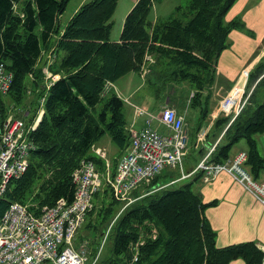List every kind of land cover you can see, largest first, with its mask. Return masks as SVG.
Returning <instances> with one entry per match:
<instances>
[{
  "label": "trees",
  "instance_id": "trees-1",
  "mask_svg": "<svg viewBox=\"0 0 264 264\" xmlns=\"http://www.w3.org/2000/svg\"><path fill=\"white\" fill-rule=\"evenodd\" d=\"M69 1L0 0V61L13 73L8 94L0 92L3 118L8 113L6 96L22 103L29 75H34L36 85L43 81V66L37 65L44 48L49 51L54 47L56 57L50 70L61 75L48 90L45 114L32 133L36 146L29 166L10 181L0 198V215L16 201L39 206L54 205L61 197L72 201V174L81 159H92L99 169L106 167L104 159L90 153L92 145L106 132L120 154L125 152L130 143L125 101L114 90L105 98L107 81L115 82L131 71L141 73L146 65L147 76L191 82L196 87L192 97L195 105L200 94L209 92L214 83L218 58L229 45L230 32L242 24L239 17L229 22L225 19L236 0H188L185 6H177V10H183L180 15L157 17L156 21L149 15L157 0H137L125 17L120 41L115 42L111 39V19L118 0L85 2L61 33L59 17ZM20 2L21 10L16 12ZM39 27L40 34L36 31ZM148 55L153 62L146 59ZM253 86L248 102L232 123L228 126L232 116L219 115L206 135L207 144L198 146L197 134L209 114L208 108L201 106L192 130L191 149L204 157L221 136L211 161L224 162L231 157L234 145L245 140V167L259 180L264 175V156L256 135L264 132V93L261 103L257 94L264 87V57L249 72L246 91ZM117 165L118 160L113 175ZM159 178H154L153 187ZM134 192L139 197L138 191ZM103 193L97 216L85 224L87 234L80 235L92 239V258L98 252L106 221L117 216L119 209L113 216L117 205L122 207L110 187H105ZM207 205L192 183L144 195L116 218L109 235L111 255L99 264H229L236 258H243L246 264H262L264 252L255 241L217 246V234L205 215ZM136 243L138 259L133 262Z\"/></svg>",
  "mask_w": 264,
  "mask_h": 264
},
{
  "label": "built area",
  "instance_id": "built-area-1",
  "mask_svg": "<svg viewBox=\"0 0 264 264\" xmlns=\"http://www.w3.org/2000/svg\"><path fill=\"white\" fill-rule=\"evenodd\" d=\"M51 54L53 55V52ZM57 77L48 68L45 69V81L42 85L45 92L41 97L39 111L33 117L25 119L8 114L3 118L0 113V198L6 192L10 181L20 177L29 166L30 154L36 146L32 133L43 118L45 113L43 106L48 90ZM12 80V71L7 68L5 62L0 61V92L3 95L8 94ZM110 86L113 84L108 81L106 88ZM239 93L240 97L235 100L231 109L227 107L230 95L222 102V111L225 114H234L231 122L247 103L252 89L246 94L244 101H242L244 85ZM143 114L145 110H136V116ZM156 117L165 124L167 133H161L151 126V119ZM185 125V116L178 114L174 107L166 106L159 115L149 114L147 125L142 129L134 127L130 129V143L119 159L116 174L112 175V178L108 177L114 197L119 201H125L123 210L136 200L131 196L135 190L142 184H149L167 167L180 168L182 178L192 174H186L183 169L190 141ZM199 140H204L203 132ZM215 146L216 144L209 148L195 171L202 170L205 180L215 178L221 171H227L264 204V178L257 180L246 169L247 151H240L224 162H213L211 154ZM93 151L98 156L106 158L107 153L103 148L93 146ZM107 165L109 166V162ZM72 176L75 186L72 201L61 197L51 206L16 201L0 215V264L97 263L103 245L91 260L89 242L83 240L78 244L77 238L80 227L94 208L95 194L104 184L103 175L95 161L83 158ZM175 182L176 180H173L171 183ZM165 186L153 187L146 194ZM112 224L105 231L103 244L110 234ZM137 259L136 255L134 260Z\"/></svg>",
  "mask_w": 264,
  "mask_h": 264
},
{
  "label": "crops",
  "instance_id": "crops-1",
  "mask_svg": "<svg viewBox=\"0 0 264 264\" xmlns=\"http://www.w3.org/2000/svg\"><path fill=\"white\" fill-rule=\"evenodd\" d=\"M83 3H85V0H82L80 5L75 9V12ZM74 13L71 15L70 19L72 18ZM241 14L248 26V29L252 31V34H242L241 31L239 32V30L236 29H233L229 34V37L231 36L233 38L234 44L232 48L226 47L222 51L216 65L217 71L214 83L211 86L209 92L203 91L207 92V98L209 95L210 100L213 99L214 103L213 109L211 110V112H209L207 118L201 126L200 131L197 134L195 144H198V146L201 145L199 143H202V146L206 145L209 141L207 140L206 135L211 130L212 125L217 117L223 114L222 102L227 96L230 95L231 99L227 107L228 109H231V107L235 104V100L240 97L239 92L242 88V85H240V83L244 81V77H246L245 80H247L249 72L260 61V59L264 57V0H236L227 12L225 19L230 21L234 17ZM59 28L61 29L60 26ZM64 28L61 29V32L64 30ZM254 33L255 35H258V39H255ZM115 40L117 39H114L113 41ZM51 52H53V55L51 54ZM51 52L48 50H43L42 55H45L41 57L42 59H40L41 61L39 60L37 66H44V69H47V67L50 68L51 63L56 57L54 48L51 49ZM146 59L149 62L154 61L150 55H148ZM148 70L149 68L145 65L143 67L141 75L147 76ZM51 73L53 72L51 71ZM53 75H57V79H59L61 76L59 73H53ZM112 84L113 86L106 88V91L111 92L116 88L118 91V95L121 98L123 96V92L128 94L125 97L126 102L134 107L135 117H132L131 121L127 122L129 131L132 127L138 130L145 127L147 125L149 114L159 115L166 106L174 107L178 114H182L185 116V119L188 115L187 120L185 121V127L190 136V144L185 154L187 168H185L184 164L183 169L186 174L193 173L203 158L202 156L200 157L197 153L193 154L191 149L192 130L197 125L199 118L198 113H190L188 110H186L188 107L179 104L177 101H171L170 98L166 100L161 99V101L156 102L145 101L144 99L142 101L144 105H139L131 102L128 99V96L134 95L135 93H137V91L144 87L142 84H139L136 76L133 74V71L123 75L115 82H112ZM41 88L43 89L42 86ZM213 91L215 92L214 98L212 95ZM194 93V91H192L191 93L192 96L190 99V105H194L192 104V97L194 96ZM137 109L145 110V114L136 116ZM150 124L161 133L168 132L165 124L161 120H159L158 117L151 119ZM137 125L139 126L137 127ZM202 132L204 133V140L200 142L199 137ZM256 139L258 142L259 151L261 155L264 156V132L257 134ZM93 146L102 148L101 146H98V142L92 145L91 149H93ZM198 146L196 148H198ZM103 149L106 151L105 148ZM245 150H247L246 141L243 143L238 142L232 148L230 158L236 155L239 151ZM92 154L98 156L94 151H92ZM122 155H119L118 160ZM108 162V159L105 160V163ZM201 171L202 170L195 171L190 176L183 178V181L192 183V188L200 194L203 202L208 204L205 209V215L211 227L217 234V246L224 247L227 245L242 243L246 241H255L264 252V204L257 200L251 192L246 190L233 177V175H231L227 171L219 172L215 178L210 180L203 179ZM180 176L181 175L173 176L172 173H166L163 171V173L160 175L158 185L167 184L173 179ZM263 177L264 175L262 176V178ZM229 264L246 263L243 258H236ZM262 264H264V260Z\"/></svg>",
  "mask_w": 264,
  "mask_h": 264
},
{
  "label": "rangeland",
  "instance_id": "rangeland-1",
  "mask_svg": "<svg viewBox=\"0 0 264 264\" xmlns=\"http://www.w3.org/2000/svg\"><path fill=\"white\" fill-rule=\"evenodd\" d=\"M88 1H91V0H85V2H88ZM136 1L137 0H118L116 10H115V12L112 16V19H111V22L113 23L111 39L112 40L117 39V40H115V42L120 41L119 38L121 35V31H122V27L124 24L125 17L128 14V12L132 9V7L136 3ZM81 2H82V0H70L69 1L66 11L59 17V26L61 27V29H63L67 25L71 15L75 12V9L80 5ZM187 2H188V0H160V1L157 0L153 4V8L151 10L149 18H150V20L153 21V20H156L157 17L168 18V17H174L177 15H180V13L183 12V10L182 9L177 10V6H179V5L185 6L187 4ZM21 6H22L21 3L17 4V8H15V11L20 12ZM238 17H239L238 20H240L242 24L236 30H239V32L241 31L242 34H244V33L252 34V31L250 29H248V26H247L245 20L243 19L242 14L234 17L233 19H236ZM226 22H229V21L226 19ZM36 31L38 34H40L41 33L40 27L37 28ZM54 36L56 38L58 37L56 35H54ZM254 36H255V39L258 37V35H255V33H254ZM228 43H230L228 48L229 47L232 48V46L234 44V40L231 36L229 37ZM46 49L47 48H44V51H46ZM49 51L51 52V50H49ZM43 55H45V54H43ZM47 68L51 72L50 68L49 67H47ZM43 73H45L44 66H43ZM133 74L136 76L139 84H142L144 86L142 89L137 91V93H135L134 95L128 96V99L135 104L144 105V103L142 102L144 99H145V101L156 102V101H161V99L166 100V99L170 98L171 101H177L179 104L185 105V107H188L186 110H188L190 113L197 112L198 116L201 114V106L208 108L209 112H211V110L213 109V103H214L213 99L210 100V98H209V101L207 100V92H203L202 94H200V96L197 98V103H195V105H190V99L192 96L191 93H192V91L196 92V87L191 82H189L187 80L175 81V80H172L170 78L167 79L166 77H160L157 75L142 76L141 73L136 72V71H133ZM32 76L29 75V77H28L29 79L27 81V92H26L25 98L22 101V103H16L13 99L6 96V104H7V111H8L7 115L10 114L13 116L23 117V118L27 119V118L33 117L37 113V111H39V108L41 105V97L44 94L45 90L42 89L40 86L42 82L38 83L37 85H36V83H34V81L36 79H35L33 74H32ZM215 76H216V74H215ZM245 79H246V77H244V81L242 83H240V85H242V86L244 85V87H245V93H243L242 101L245 100L246 94L250 92V91L249 92L246 91L248 78H247V80H245ZM122 80H124V79H122ZM44 81H45V79H44ZM47 81H48V79L46 78V82ZM253 89H254V86L252 87V91H253ZM114 91L116 93H118L116 88L114 89ZM263 93H264V87H262L257 94V97L259 99V103H261V101H262ZM105 95H106L105 98H107L110 95V92L105 91ZM127 95L128 94L123 92L122 98L125 101L124 112L126 115V119H127V122H130L132 117H135L134 116L135 110L131 104L126 102L125 97ZM212 95L214 98V95H215L214 91H213ZM247 102H248V100H247ZM97 109H100V105L97 106ZM188 111H187V114H188ZM187 116H186V120H187ZM230 116L233 117L234 114H230ZM139 124H141V123H139ZM138 126L139 125H137V127ZM218 139H221V136ZM240 142L243 143L245 141L242 140ZM199 144L202 145V143H199ZM98 146H101L102 148L106 149L107 159L109 160L110 165L106 166L105 168L101 167L99 169L100 173L103 175L104 184L102 185V188L100 191L101 193L98 196V198L96 200L94 199L95 201L93 200V202H94V208L93 209L96 208L95 205L98 203L97 208L92 215H87L88 219H86L85 222L80 227V231L78 233V238H77L78 244L81 243L83 240H87L89 242L90 254H92V248L90 246L92 239L91 238L83 239V238H80V235L81 234H87L86 230L84 229L85 224L88 222V220L91 219V217L97 216V212H98V209L100 207V204H99L100 198L99 197L101 196V194L104 196L103 190L105 187L111 188L110 183L108 181V177L112 178L113 170L116 166V162H117L118 157L120 155V148L113 142V140H112V138L108 132H106L98 140ZM92 151H93V149H91L90 153H92ZM184 164H185V168H187V163L185 160H184ZM164 172L172 173L173 176L174 175L179 176L182 174L180 168L167 167L166 169H164ZM172 181H170L167 184H160V186L166 185V187L169 186V187L173 188V187H180V186L188 183L187 181L180 180L179 178L176 180L175 183H171ZM152 188H153L152 181H150L149 184H142V186H140L137 190H135V191H138L139 197L134 196L135 192H133L131 194V196L136 199L135 201H137L138 199H141L144 195H147L146 192L150 191ZM160 189H163V188H160ZM153 191H156V189ZM119 202L122 203V207L119 208L120 205L116 206L115 213L113 216H115V214L117 213V211L119 209L118 214L116 217H114V218L112 217L106 221V230L111 225V223L115 222L116 218L120 215V213L123 210V207L125 205V201H119ZM28 204H32V202H28ZM104 236H105V234H103V237H102V240H101V243L99 246V249H100L101 246L103 245V248H102V251L100 254V258L98 260V264L102 260H104L105 258H108L111 255L112 244H111L110 236H108L107 240L103 244ZM134 246H135V250H134V256H133V260H132L133 262L137 261V260H134V258L136 255H138V247H136L137 243ZM99 249H98V251H99Z\"/></svg>",
  "mask_w": 264,
  "mask_h": 264
},
{
  "label": "bare ground",
  "instance_id": "bare-ground-1",
  "mask_svg": "<svg viewBox=\"0 0 264 264\" xmlns=\"http://www.w3.org/2000/svg\"><path fill=\"white\" fill-rule=\"evenodd\" d=\"M98 260H99V259H98ZM98 260H97V261H98Z\"/></svg>",
  "mask_w": 264,
  "mask_h": 264
}]
</instances>
